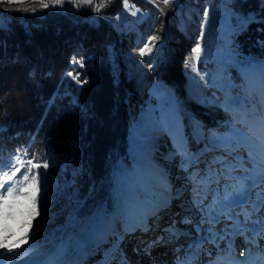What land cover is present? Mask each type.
Wrapping results in <instances>:
<instances>
[{"label": "rangeland", "instance_id": "1", "mask_svg": "<svg viewBox=\"0 0 264 264\" xmlns=\"http://www.w3.org/2000/svg\"><path fill=\"white\" fill-rule=\"evenodd\" d=\"M146 1L147 5L139 8L129 0L130 8L126 11L121 0L115 15L103 16L115 32L128 33L127 49L111 51L116 58L114 65L124 70L125 74L139 85V89L140 86H144L145 91L143 108L135 113L133 125L124 130L126 154L124 157L121 153L115 154L108 179L104 182L109 194L106 198L107 202L79 217L78 212L82 209V205L75 201L71 206V215L65 225L64 234L56 244L51 248L36 246V242L41 238L42 229H40L31 242L28 255L23 259L33 254H42L50 260L48 264H61L62 259L71 257V251L77 246L75 232L93 218L97 222L91 226L96 225L99 228L97 231L101 230L100 236H107L103 226L109 232L101 256L108 257L112 252L126 257L127 261L133 264H176L177 255H184L188 251V243L181 246L176 253H174L176 247L172 244L167 251H161L162 247L158 244L148 255L134 249L138 246L143 248V242H150L160 236L161 229L168 227L171 222H174L176 229L181 231L179 238L187 235V238L197 239L199 234L196 231V224L202 222V211L211 204L216 185L213 184L212 191L209 192L190 179L191 174L202 173L207 162L214 157L221 158L228 155L226 149L229 141L233 144L246 141V134L257 126L260 112L264 110V69H261L264 63L257 64L256 68H260V72L252 81L250 90L238 69L250 65L259 58L264 59V55L237 60L232 57L233 53L229 47L230 33L235 32L245 22L242 14L231 7H226L225 3L228 0H179L180 6L166 8L167 14L160 16L153 3ZM156 3L160 8H165L159 0H156ZM133 5L135 9H140L146 15L141 16L138 13L132 16L130 11L135 10L132 8ZM206 7L209 8L212 17L204 36L201 37L203 10ZM64 8L69 9L71 13L75 10L70 3H66ZM59 13L67 15L65 11ZM71 20L75 21L74 18ZM5 22L6 18L0 16V25ZM140 23L143 27L139 26ZM161 25L163 31L156 49L142 60L138 55L139 48L143 47L148 37ZM188 38L189 40L184 44V40ZM197 43L201 44L203 52L202 58L193 61L196 69L193 71L192 68L186 67V64L192 57V50ZM177 55L179 71L176 70L174 63ZM155 59L168 61L169 66L168 63L165 64V70L164 68L158 70L156 66L151 67L150 63ZM169 67L175 70L177 75L168 74ZM229 67H233L238 73L245 88L243 99L248 109L244 111L240 110L241 98H236L230 90L232 81L229 80L230 75L226 73ZM164 77L167 79L163 80ZM252 124L254 127H251ZM181 146L196 157L189 171H185L181 165L183 156V151H180ZM15 153H11L10 156ZM231 155L237 158L239 166L231 176H223L221 189L224 184L231 185L239 177L251 172L259 159V154L249 149L247 144ZM45 159L50 160V167L46 170V178L44 176L40 178L41 181L46 179L47 183L46 213L41 222L53 198L61 197L62 190L66 192L65 186L76 178L80 169L77 164L64 166L54 163L50 156ZM34 171L43 173L45 170L41 168ZM170 189L178 190L180 195L176 196L175 191L169 194ZM55 192L57 193L54 195ZM197 197L199 202L194 203ZM62 199L64 202L69 200L65 197ZM67 202L71 203V201ZM36 204L39 209V194ZM242 207L243 205L239 204L236 210L239 211ZM164 212L167 215L165 217L161 215ZM185 217L191 218L192 223H184ZM141 220L147 222L150 231H141L135 227ZM33 223L35 224V220ZM229 225L231 222L223 219L215 227L223 229ZM202 227L206 234L207 227L203 224ZM220 242L225 244L226 240ZM258 244L259 247L251 246L250 252L254 247L262 259L264 240L258 241ZM233 248L240 253L246 251L244 239L239 237V240L234 242ZM78 260L75 263L67 262L80 264ZM67 262L65 263L68 264Z\"/></svg>", "mask_w": 264, "mask_h": 264}, {"label": "trees", "instance_id": "2", "mask_svg": "<svg viewBox=\"0 0 264 264\" xmlns=\"http://www.w3.org/2000/svg\"><path fill=\"white\" fill-rule=\"evenodd\" d=\"M132 1L139 8L147 5L146 0ZM120 4L121 0H113L99 13L92 6L84 11L74 8L72 13L65 11L67 15L44 9L37 14L10 10L39 8L33 0L0 4V16L6 18L0 25V162L17 149L21 153L27 149L25 159L39 157L34 163L50 156L54 163L80 168L65 186L66 192L62 190L63 195L51 201L38 229L42 232L36 246L51 248L56 244L75 201L82 205L79 217L107 202L104 182L112 159L115 154H126L122 127H131L135 113L144 106V86L139 89L117 68L111 53L128 45V33L115 32L103 18L115 15ZM225 6L255 20L230 33L232 57H263L264 45L258 42L264 41V0H228ZM73 56L85 61L83 69L72 68ZM33 68L39 70L36 77L30 75ZM74 70L87 79L83 87L64 79L66 72ZM226 73L232 81L230 90L241 98L240 110L248 109L238 73L233 67Z\"/></svg>", "mask_w": 264, "mask_h": 264}, {"label": "snow or ice", "instance_id": "3", "mask_svg": "<svg viewBox=\"0 0 264 264\" xmlns=\"http://www.w3.org/2000/svg\"><path fill=\"white\" fill-rule=\"evenodd\" d=\"M23 3L24 0H0L3 3ZM39 5V8L33 7L31 9H10L20 11H31L33 13L40 9L50 11H68L64 5L70 3L72 7L78 11H84L87 6H92L94 12H101L113 3V0H33ZM153 6L157 8L160 16H165L166 8L178 7L179 0H159L165 8H160L156 0H149ZM124 9L129 10V0H123ZM132 8L135 9L133 5ZM146 15L140 9L131 10L130 14L136 16ZM212 14L209 8L203 10V22L201 24V37L205 34ZM119 18V17H118ZM246 23L255 22L253 18H245ZM264 23V21H261ZM3 30V29H0ZM163 25L156 29L155 33L148 37L143 47L139 48L138 55L143 60L149 56L156 49L157 42L161 39ZM264 45V41H259ZM193 55L186 67L192 68L195 71L193 61L202 58V46L200 43L192 50ZM70 65L73 69L85 67L83 59L72 57ZM39 70L33 68L30 75L36 77ZM64 79L71 84L75 82L80 87H83L88 81L86 78H81L79 71H68L64 75ZM204 79V77H201ZM76 101L74 100V103ZM2 130V126H0ZM247 139L244 142L233 144L229 141L226 152L228 155L221 158H213L208 161L202 173L191 174L190 179L194 180L199 187L206 188L209 192L212 191L213 184L216 185L213 199L207 209L202 211V222L196 224V231L199 234L198 239L194 240L188 246V251L184 255H177L176 264H198V259L204 251V245L207 243H216L218 241L227 240L228 248L226 253L231 257L234 255V242L237 237H242L245 241L246 251L241 252V256L250 255V248L253 245L259 247L258 241L264 240V110H261L257 126L246 134ZM245 144L249 149H253L255 153L259 154V159L256 161L252 171L231 184H224L223 189L220 188L223 176H231L239 166V161L231 153L238 149H243ZM180 151H183L181 158V165L185 171H189L191 165L196 157L194 154L184 150L181 146ZM28 156L27 149L23 153L19 149L14 155H11L6 162H0V264H17L24 256H27L31 248V242L40 227L41 219L46 213V199H47V183L46 179L41 181V176L46 178V170L50 167V160L45 159L42 162L38 161L39 157L33 155L31 159H25ZM251 159V157H249ZM43 168V173L34 171ZM7 169V170H6ZM175 191L176 196L180 193ZM39 194L40 208H37V196ZM199 202V197L194 203ZM242 204L243 207L236 210L237 206ZM38 217L40 219H38ZM227 219L231 222V226H225L223 229L215 227L221 220ZM35 220V224L33 221ZM184 223L191 224L192 220L185 217ZM207 227L205 234L204 227ZM141 231L151 229L145 220H141L135 225ZM166 233L171 240L179 238V230L176 229L175 223L171 222ZM163 236H157L150 242L146 241L144 247H137L134 249L138 252H143L148 255L151 249L163 242ZM209 255L211 253L209 252ZM220 257L213 264H218ZM121 264H128L127 258H121ZM243 264V262H237Z\"/></svg>", "mask_w": 264, "mask_h": 264}, {"label": "bare ground", "instance_id": "4", "mask_svg": "<svg viewBox=\"0 0 264 264\" xmlns=\"http://www.w3.org/2000/svg\"><path fill=\"white\" fill-rule=\"evenodd\" d=\"M193 17H194V15H193ZM163 22H161V23H163ZM188 40H189V38L186 39V40H184L185 41L184 44H186V42ZM155 60L154 61H151V63H150V66L151 67H155L156 66L158 70L159 69H163L164 67L166 68V66H164V65L165 64L167 65L168 61L167 62L166 61H161L159 59L156 60V61ZM263 61H264V59H262V58L260 59L259 58V60L253 61L250 65H248V66H242V67H239V69H238L241 77L244 79V82H245V84H246V86H247V88L249 90H250V86L252 85V81L258 75V73L260 72V68H256V66L260 62L264 63ZM168 66H169V63H168ZM165 68H164V70H165ZM261 69H264V65L261 66ZM172 73L174 75L175 74L177 75V72L175 70H173L172 68L169 67L168 74H172ZM174 77H176V76H174ZM169 164L172 165V162L169 161ZM161 215L163 217L167 216V215H165V212L162 213ZM96 222H97V220L92 218L91 221H87L86 223H84L81 226V228L78 229L79 234H77V235H80V237L78 239L80 241L81 238H83V240H81L80 242L78 241L79 244L76 246L75 250H72L71 251V254L70 255H71V257H74V258L71 259V260H68V258H71V257H68V258L65 257L64 259H62L61 264H64L67 261L69 263H71V262L72 263H75L77 261V259H79L78 260L79 263L81 262L80 264H121V258L123 256L122 255L120 256V254L119 255H115L116 253L110 252V254L108 255V257L101 256V253H103L102 247H105L106 246V242L107 241H105V240H106V238L108 237V234H109L108 230L106 228H104L103 225H102L103 226V230L106 231L105 234H107V236H104V235H101L100 236L101 230L97 231V229H99V228L96 227V225L93 226V228H94L93 234L94 235H92V236L91 235L86 236V234L89 233V227L91 226V224L92 223L94 224ZM168 227H163L161 229L160 236H163L164 237L163 242L160 243V247H162L161 251H163V250L167 251L168 248H169V245L172 244V245H175V247H176L175 248V251H174V253H176V252H178V250L181 249V246H183L186 243L189 244L191 242V240L193 239V238H187L188 236L186 235L185 237H181V238H178V239H175V240L172 241L171 239H169L167 233H164V231L166 232V230L168 229ZM179 232H181V231H179ZM180 234H182V233H180ZM236 240H239V237H237L235 239V241ZM97 245H99V246L97 247ZM90 247H92V248H90ZM212 249L210 250L211 253L212 252H215ZM93 251H95V253ZM252 253L256 254L257 259H258L259 253H258V251L257 252L255 251L254 247L252 248ZM136 258L141 260V258H138V257H136ZM49 261L50 260L48 258L43 257L42 254H39V255H34L33 254V256H30L28 258L22 259L17 264H48ZM128 264H133V263L130 262V261H128Z\"/></svg>", "mask_w": 264, "mask_h": 264}, {"label": "water", "instance_id": "5", "mask_svg": "<svg viewBox=\"0 0 264 264\" xmlns=\"http://www.w3.org/2000/svg\"><path fill=\"white\" fill-rule=\"evenodd\" d=\"M175 61H174V63H175V65H176V70H178L179 71V59H178V55L176 56V58L174 59ZM165 79H167V78H163V80H165ZM181 98V96H180V94H179V99ZM180 102V104H181V100L179 101ZM125 127H126V124L122 127V136H124V130H125Z\"/></svg>", "mask_w": 264, "mask_h": 264}]
</instances>
